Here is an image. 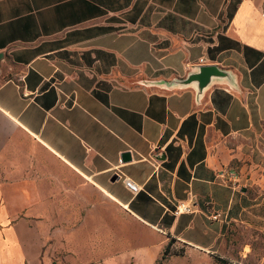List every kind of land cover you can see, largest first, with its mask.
Listing matches in <instances>:
<instances>
[{"label":"crops","instance_id":"obj_1","mask_svg":"<svg viewBox=\"0 0 264 264\" xmlns=\"http://www.w3.org/2000/svg\"><path fill=\"white\" fill-rule=\"evenodd\" d=\"M200 58L232 79L160 84ZM240 228L264 236V0H0V264L238 261Z\"/></svg>","mask_w":264,"mask_h":264},{"label":"rangeland","instance_id":"obj_2","mask_svg":"<svg viewBox=\"0 0 264 264\" xmlns=\"http://www.w3.org/2000/svg\"><path fill=\"white\" fill-rule=\"evenodd\" d=\"M90 205V204H89ZM86 209H83V211H80L79 215H85ZM100 212L98 209H95V215H99ZM81 219H79L80 221ZM233 243L235 246L241 245L245 243L246 241H252V247H253V255L252 256H246L244 259H240L237 262L238 264H264V236L262 234H257L255 232H252L251 230H245V229H238L236 232H234V236L232 237ZM63 251V250H62ZM56 254H61L59 250L55 251ZM80 256H83L81 252ZM88 259H91L93 256H87ZM127 257V256H124ZM170 256H165L164 259H161V256L159 259L155 262V264H210L207 259L202 260H195L192 257H190L188 260H184L182 258H175L173 261H169ZM54 262H58L59 264H75V262H69V261H61V258L54 257ZM86 259V258H85ZM86 259V260H88ZM206 260V261H205ZM85 264H90L92 261H85Z\"/></svg>","mask_w":264,"mask_h":264},{"label":"water","instance_id":"obj_3","mask_svg":"<svg viewBox=\"0 0 264 264\" xmlns=\"http://www.w3.org/2000/svg\"><path fill=\"white\" fill-rule=\"evenodd\" d=\"M227 79L231 80V73L214 64H199L196 66V71L190 72L185 78H176L172 81L160 82L168 87L171 86H188L194 84L199 96L214 80ZM122 159L128 161L131 159V154L125 152L122 154Z\"/></svg>","mask_w":264,"mask_h":264},{"label":"built area","instance_id":"obj_4","mask_svg":"<svg viewBox=\"0 0 264 264\" xmlns=\"http://www.w3.org/2000/svg\"><path fill=\"white\" fill-rule=\"evenodd\" d=\"M202 62H203V59L200 58L198 61V65L201 64ZM216 178L219 182H222V183L234 182L236 178V173L234 170H222L216 174ZM123 182L126 188L133 194H136L140 189L139 186L136 183H134L132 180H130L129 178L124 177ZM173 211H174V214H180L182 212H190L191 207L184 204L183 202H180L175 205ZM210 216L212 219H218L219 217H221V213L216 212L214 214H211Z\"/></svg>","mask_w":264,"mask_h":264},{"label":"trees","instance_id":"obj_5","mask_svg":"<svg viewBox=\"0 0 264 264\" xmlns=\"http://www.w3.org/2000/svg\"><path fill=\"white\" fill-rule=\"evenodd\" d=\"M172 241H170L165 249H164V252L161 256V259H164V257L169 253V249H170V245H171ZM213 260H214V264H238L237 262H234V261H230L226 258H222L220 256H214L213 257Z\"/></svg>","mask_w":264,"mask_h":264}]
</instances>
